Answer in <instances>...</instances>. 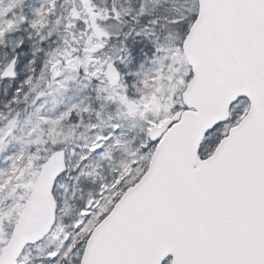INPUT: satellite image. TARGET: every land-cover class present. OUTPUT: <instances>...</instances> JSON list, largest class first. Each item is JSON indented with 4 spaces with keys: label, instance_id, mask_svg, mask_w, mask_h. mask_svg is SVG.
Wrapping results in <instances>:
<instances>
[{
    "label": "snow or ice",
    "instance_id": "obj_1",
    "mask_svg": "<svg viewBox=\"0 0 264 264\" xmlns=\"http://www.w3.org/2000/svg\"><path fill=\"white\" fill-rule=\"evenodd\" d=\"M61 2L0 7V264H264V0ZM64 29L107 108L26 114Z\"/></svg>",
    "mask_w": 264,
    "mask_h": 264
},
{
    "label": "rangeland",
    "instance_id": "obj_2",
    "mask_svg": "<svg viewBox=\"0 0 264 264\" xmlns=\"http://www.w3.org/2000/svg\"><path fill=\"white\" fill-rule=\"evenodd\" d=\"M8 3L9 0H0V7H6ZM40 3L41 0H23L22 11L20 12L21 17H27L31 20L34 9L37 8ZM78 6L80 10L77 8ZM73 12H77L78 14L83 13L84 15L85 9L82 0H62L60 6L57 8V18H59L61 14H64V19L75 25L74 20H69ZM94 15L97 17L99 14L94 11ZM98 19L101 18L98 17ZM26 27L27 25H21V31ZM98 27L101 26L98 25ZM101 28L105 31V36L102 38H105L117 32L119 26L102 24ZM58 34L59 41L56 45H52L47 51V59H45L41 73L37 77L38 83H36V87L29 90V99L24 106L25 113L34 112L35 109L39 108L43 114L42 118L51 120L55 119L62 111L66 110L71 105L77 103L91 105L100 103L107 108V96L103 92H97V89L101 87V85H97L94 80L90 79V67L88 68V78L83 79L79 67L74 70L69 67V61L72 64H77L78 62L69 60L60 64V61L56 60L55 63H53V52H56L57 49H61L68 52L70 55V49L73 47L72 41L74 37L72 31L64 29L60 30ZM94 47L95 46H91L89 48V53H91ZM106 54L103 53L101 57L89 55V65H95L103 59ZM69 58H72V56L70 55ZM36 59L37 61L39 60L37 57ZM39 62H42V60ZM83 68L85 69V67ZM122 79L123 77H121V80ZM18 147L19 145L14 141L9 145L8 150L15 151Z\"/></svg>",
    "mask_w": 264,
    "mask_h": 264
},
{
    "label": "trees",
    "instance_id": "obj_3",
    "mask_svg": "<svg viewBox=\"0 0 264 264\" xmlns=\"http://www.w3.org/2000/svg\"><path fill=\"white\" fill-rule=\"evenodd\" d=\"M112 3H113V0H89L90 6L99 14L97 16V18L100 17L102 20H107V18L109 16L108 9L111 7ZM77 8L80 10L79 6ZM78 15H79V18L81 20H84V19L88 18V17L85 16V14L83 15V13H80ZM74 24H75V22H74ZM103 25H109V24H103ZM99 26L102 27V24H99ZM74 31L78 34L80 30L78 28H74ZM117 32L109 35L108 37L116 35ZM108 37L101 38L103 40L104 44H108ZM69 39H70V37H69ZM51 46L52 45H49L48 48L50 49ZM92 46H95V41L92 42ZM80 47L82 49H84V51H81L78 55H75V56H72L70 54L72 56V58L68 57V61L72 60V61L78 62V64H79L78 67H79V70H80V74L82 75L83 79H86V78H88V74H89L88 68H89V52H90L89 48L90 47L88 46V41L85 40L84 43L80 44ZM37 49H39V45L38 44L34 45V47L32 49L33 52L35 53V56L39 59L38 62L40 60H42V62L45 63V59H47V51L44 53V55H41V53L39 51H37ZM108 50L109 51H114V49L111 46L109 47ZM102 54L103 53H101L98 56L101 57ZM83 67H85V69Z\"/></svg>",
    "mask_w": 264,
    "mask_h": 264
}]
</instances>
